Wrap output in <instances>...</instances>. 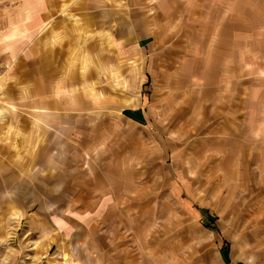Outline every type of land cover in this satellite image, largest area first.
Here are the masks:
<instances>
[{"label":"crops","instance_id":"0c3cea01","mask_svg":"<svg viewBox=\"0 0 264 264\" xmlns=\"http://www.w3.org/2000/svg\"><path fill=\"white\" fill-rule=\"evenodd\" d=\"M148 1L152 2V9L139 14L134 5L145 0H131L133 8L125 22L118 6H109L110 2L115 3L113 0H25L18 26H14V21L0 24V248H17L12 247L13 242L21 245L27 234L23 237L20 227L28 222L40 225L46 213L51 214L49 218L57 216L62 221L61 208L64 213L88 221L97 220L103 209L108 217L120 212L119 218L131 226L129 229L138 225L133 226L132 222L138 220L132 219H139L142 214L135 212L133 202L124 209L117 205L125 196L136 194L134 180L142 173L139 167L134 168V163H138L143 151L132 146L120 151L117 143L121 131L102 116H94V105L98 107L109 100L93 92V83L83 87L85 76L101 74L89 72L92 67L88 65L101 62L93 70L105 71L102 62H107L112 38L116 45L133 42L139 49L151 41L175 45L183 44L182 38H200L192 42L203 46L196 59L203 62L205 74L212 77L211 86L217 78H225L224 84L219 85L224 88L213 114L222 116L223 121L218 125L209 116L204 121L196 120L193 132L183 131L179 139L202 142L213 153L223 154L225 158L217 163L225 169L223 180L229 182L234 195L239 193L247 199L248 203L242 206L250 205V225L258 230L252 233L258 240L252 238L259 241V246L243 238L242 247L263 248L257 257L264 264V143L256 142H264V122L257 130L251 123V112L241 120L231 111L264 108V0ZM186 28H194L195 33L184 34ZM151 47L137 50V57L144 58ZM167 52L175 55L171 49ZM149 84L148 79L145 87ZM254 85L259 87L255 97L250 95ZM90 92L92 98L88 97ZM126 107L117 121L137 132H146L147 140L151 138L155 143V132L149 127L144 129V111L133 109L135 104ZM108 129L115 136V143L104 151L102 144L106 139L102 133H108ZM139 139L138 134L131 135V140ZM150 152L143 163L152 164L154 169L157 164ZM168 162L163 157L159 163L165 177ZM105 192L111 197L107 199ZM135 199L137 206L139 195ZM201 213L203 226L215 227L217 218L208 210ZM64 218H68V223L76 222L67 214ZM8 221L16 222L19 229L9 233ZM92 227L90 248H84L89 260L91 248L101 245L97 226ZM27 240L20 248H38L37 240ZM50 241L48 247L52 250L59 235ZM48 247L42 249L48 251ZM229 248L225 245L220 252L222 264H236L237 256ZM101 253L98 264H109ZM108 261L121 264L118 256L108 257Z\"/></svg>","mask_w":264,"mask_h":264},{"label":"rangeland","instance_id":"374dc122","mask_svg":"<svg viewBox=\"0 0 264 264\" xmlns=\"http://www.w3.org/2000/svg\"><path fill=\"white\" fill-rule=\"evenodd\" d=\"M113 1L115 3L110 2L109 6H118L117 10L124 13L125 22L129 21L128 14L133 8L131 0H118V5L116 0ZM24 2L25 0H0V24L14 21V26H18V15ZM150 4L152 2L145 0L140 5H134V8L140 14L152 9ZM183 32L194 34L195 29L186 28ZM198 40L201 39L182 38L184 43L175 45L151 41L142 44L139 49L133 42L127 44L125 41L123 46L116 45L112 38L110 42L113 45L108 43L107 62H102L106 66L105 71L103 68L102 71L93 70L101 62L92 61L91 65L87 64L92 67L89 72L101 74L85 76L83 87H91L93 83V92L98 97L111 101L98 107L93 102L95 108L91 111L94 116H102L104 121L121 131L118 134L120 141L117 143L120 151H127L130 146L143 151L140 160L137 158L138 163H134V168L139 167L142 173L134 180L139 203L136 206L134 193L119 200L117 205L124 209L125 205L129 206L133 202L135 212L142 214L139 219H132L138 221H131L133 226L138 225L133 230L129 229L131 226H126L119 218L120 212L108 217L106 209H103L97 220L88 221L64 213L61 208L59 215L62 221H58L57 216L49 218L51 214L46 213L40 225L33 226L28 222L27 226L20 227L22 236L27 235L21 245L13 242L12 247L17 248H0V264H98L100 251V255L109 264L111 262L108 257L111 256H118L121 264H222L220 252L225 245L230 247L233 255L236 254V264H260L257 252H261L263 248L242 247L243 238L250 240V244L259 246V241L252 238L255 237L252 233L258 230L250 225V205L247 208L242 206L247 199L245 201L239 193L234 195L229 182L223 180L225 169L218 167L217 163L225 157L223 154L213 153L202 142L196 144L190 139L187 142L184 140V145V141L179 139L183 131L193 132L196 120L204 121L209 116L218 125L223 121L222 116L215 117L213 114L217 109L214 104H219L218 97L224 88L223 85L219 88V85L224 84L225 78H217L216 83L211 86L212 77L205 74L203 62L196 59L203 49L201 44L192 42ZM150 45L152 47L145 51L144 58L137 57V50L143 51ZM198 48L200 51H197ZM167 49H171L175 55H169ZM148 79L150 84L145 87ZM257 90L259 87L254 85L250 95L255 97ZM90 94L91 92L88 97L92 98ZM1 96L2 94L0 101ZM128 104H135L133 109L144 111L147 118L144 129L149 127L155 132V143L151 138L150 141L147 140L149 137L146 132H137L117 121L121 119V112L128 108ZM231 111L237 113L241 120L245 113L251 112V123L257 130L261 127L260 122H264V108ZM133 133L138 134L140 139L131 140ZM102 135L106 139L102 149L106 151L114 146L115 136L109 133V129L108 133ZM178 142L181 143L176 146ZM256 142L264 143L258 140ZM143 145H146L144 150ZM150 151L153 153L151 158L155 157L157 164L154 169H151L152 164L143 163ZM163 157L169 159L166 177L159 169ZM215 184L217 185L213 190L212 186ZM105 197L108 199L111 195L105 192ZM202 210H208L212 217L217 218L215 227L206 229L203 226ZM66 214L75 218L76 222L71 219L72 222L68 223V218H64ZM245 218L248 220L245 221ZM15 224L16 222H6L9 233L19 229ZM93 225L97 226L96 234L101 238V245L91 248L89 260L84 248H90L89 233ZM57 235L59 242L51 250L48 247L52 242L50 240ZM27 239L37 240L35 247L38 248H32V245L20 248ZM47 247L48 251H44ZM155 257H158L157 260L153 259Z\"/></svg>","mask_w":264,"mask_h":264}]
</instances>
